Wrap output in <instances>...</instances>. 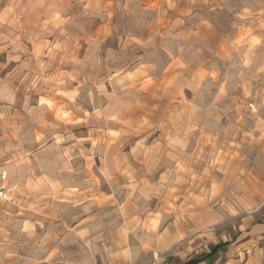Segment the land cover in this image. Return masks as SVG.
<instances>
[{
    "label": "clouds",
    "instance_id": "1",
    "mask_svg": "<svg viewBox=\"0 0 264 264\" xmlns=\"http://www.w3.org/2000/svg\"><path fill=\"white\" fill-rule=\"evenodd\" d=\"M0 264H264V0H0Z\"/></svg>",
    "mask_w": 264,
    "mask_h": 264
}]
</instances>
